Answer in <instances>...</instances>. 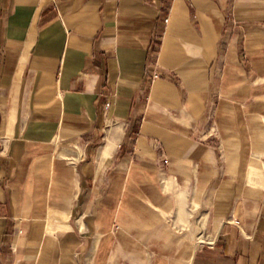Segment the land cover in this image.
Instances as JSON below:
<instances>
[{
  "label": "crops",
  "instance_id": "obj_1",
  "mask_svg": "<svg viewBox=\"0 0 264 264\" xmlns=\"http://www.w3.org/2000/svg\"><path fill=\"white\" fill-rule=\"evenodd\" d=\"M0 264H264V0H0Z\"/></svg>",
  "mask_w": 264,
  "mask_h": 264
},
{
  "label": "built area",
  "instance_id": "obj_2",
  "mask_svg": "<svg viewBox=\"0 0 264 264\" xmlns=\"http://www.w3.org/2000/svg\"><path fill=\"white\" fill-rule=\"evenodd\" d=\"M163 22H164V24L167 23V19H164ZM154 77H155V76H149V77H148V80L150 81V80L154 79ZM108 106H109V103H106V104H105V108H107Z\"/></svg>",
  "mask_w": 264,
  "mask_h": 264
}]
</instances>
